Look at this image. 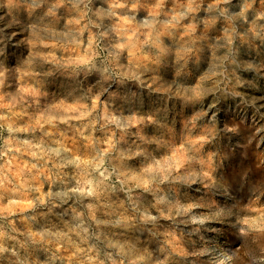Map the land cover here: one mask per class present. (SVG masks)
<instances>
[{"label": "rangeland", "instance_id": "374dc122", "mask_svg": "<svg viewBox=\"0 0 264 264\" xmlns=\"http://www.w3.org/2000/svg\"><path fill=\"white\" fill-rule=\"evenodd\" d=\"M0 264H264V0H0Z\"/></svg>", "mask_w": 264, "mask_h": 264}]
</instances>
